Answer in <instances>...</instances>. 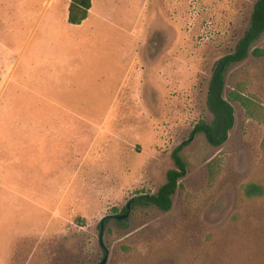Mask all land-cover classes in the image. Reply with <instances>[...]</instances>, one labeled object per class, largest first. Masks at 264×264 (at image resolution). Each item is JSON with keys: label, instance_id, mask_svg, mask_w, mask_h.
Wrapping results in <instances>:
<instances>
[{"label": "rangeland", "instance_id": "1", "mask_svg": "<svg viewBox=\"0 0 264 264\" xmlns=\"http://www.w3.org/2000/svg\"><path fill=\"white\" fill-rule=\"evenodd\" d=\"M256 2L93 0L61 77L25 81L20 63L11 81L0 63V264H264V196L244 192L264 185V56L252 51L227 69L224 96L246 101H232L227 142L196 134L171 209L131 203L99 241L102 219L155 193L173 151L212 121L214 68Z\"/></svg>", "mask_w": 264, "mask_h": 264}, {"label": "trees", "instance_id": "2", "mask_svg": "<svg viewBox=\"0 0 264 264\" xmlns=\"http://www.w3.org/2000/svg\"><path fill=\"white\" fill-rule=\"evenodd\" d=\"M91 6L92 0H72L69 8V22L81 24L87 19ZM262 34H264V0H257L251 16L250 27L246 34L239 40L234 52L220 59L214 68L207 96V104L213 114L212 121L202 120L196 125L190 139L184 141L173 151L172 157L175 161V167L168 171L166 182L155 193L134 198L131 201L134 206L140 204L143 206H157L166 211L171 209L173 195L178 188L179 179L186 174L187 169L181 152L196 134L205 133L209 143L215 147L222 146L227 142L230 131L236 122L235 108L232 101L240 100L244 104L246 103L245 98L235 90L229 94L228 98L224 96L227 69L230 65L245 60L251 51L256 56H264V49L253 48ZM244 192L249 198L263 197L264 185L251 181L244 186ZM127 211V208L123 209V213ZM112 219L113 215L106 216L104 218L105 225ZM127 219L116 220V222L125 225Z\"/></svg>", "mask_w": 264, "mask_h": 264}, {"label": "crops", "instance_id": "3", "mask_svg": "<svg viewBox=\"0 0 264 264\" xmlns=\"http://www.w3.org/2000/svg\"><path fill=\"white\" fill-rule=\"evenodd\" d=\"M71 1L0 0V63L2 68L13 70L11 81L20 63L25 69L20 77L23 75L25 81L38 69L39 83L44 82V76L61 77L65 43L74 41L69 28L87 22L94 9L92 0L87 19L81 24H68ZM11 81L9 78L8 86Z\"/></svg>", "mask_w": 264, "mask_h": 264}, {"label": "water", "instance_id": "4", "mask_svg": "<svg viewBox=\"0 0 264 264\" xmlns=\"http://www.w3.org/2000/svg\"><path fill=\"white\" fill-rule=\"evenodd\" d=\"M126 208L128 210L126 213L115 214V215H113V219L118 220V221H122V220L129 218L131 208H132L131 202L127 204ZM105 227H106L105 221H104V219H102L101 224H100L99 241H100V245L103 248H105V242H104ZM107 262H108V256H105L104 259L99 264H106Z\"/></svg>", "mask_w": 264, "mask_h": 264}, {"label": "flooded vegetation", "instance_id": "5", "mask_svg": "<svg viewBox=\"0 0 264 264\" xmlns=\"http://www.w3.org/2000/svg\"><path fill=\"white\" fill-rule=\"evenodd\" d=\"M106 252V251H105Z\"/></svg>", "mask_w": 264, "mask_h": 264}]
</instances>
